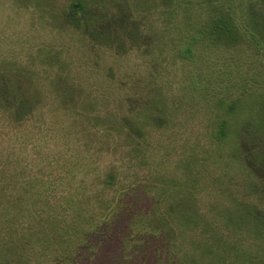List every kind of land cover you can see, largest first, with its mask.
<instances>
[{"label": "trees", "instance_id": "1", "mask_svg": "<svg viewBox=\"0 0 264 264\" xmlns=\"http://www.w3.org/2000/svg\"><path fill=\"white\" fill-rule=\"evenodd\" d=\"M120 1L123 9L107 25L86 30L90 39L122 55L138 49L154 56L158 49L155 61L164 72L169 57L192 63L191 89L166 94L151 75L135 79L145 93L113 94L103 102L96 97L86 102L92 107L87 110L69 102L64 109L71 125L89 137L85 151L110 156L103 169L96 162L90 166L99 188L88 193L85 187L75 200L76 190L63 194L54 177L35 176L23 186L13 174L0 177V264H78L95 251L92 238L106 233L137 186L152 195L153 206L148 212L127 210L129 223L164 232V264H264V78L257 77L264 76V0H161L156 26L144 11L136 13L132 0ZM90 8L86 0H74L68 24L82 29ZM213 50L230 53V64L232 52L246 53L249 69L237 62L243 71L233 82V68L223 62L225 77L207 76L203 67L214 71L207 55ZM3 104L18 121L36 110L29 98L0 88ZM192 114L204 117L203 131L189 128ZM91 135L99 138L97 145ZM74 165L67 160L60 166ZM203 191L211 198L204 212L196 196Z\"/></svg>", "mask_w": 264, "mask_h": 264}, {"label": "rangeland", "instance_id": "2", "mask_svg": "<svg viewBox=\"0 0 264 264\" xmlns=\"http://www.w3.org/2000/svg\"><path fill=\"white\" fill-rule=\"evenodd\" d=\"M73 1L0 0V88L10 92L12 97L29 98L36 109L34 114L18 121L7 104L0 107V177L13 174L22 186L25 179L35 176L56 178L60 180L58 189L67 196L75 189L74 197L78 200L76 197L85 187L88 193L99 188L92 183L91 164L96 162V167L103 169L110 156L106 152L97 155L91 150V155L85 151L84 143L86 138L89 142V137L85 136L81 126L71 125V118L64 109L66 105L68 107L69 102L76 101L80 110H87L92 107L86 102H93L96 97L102 98L103 102V98H110L113 94L124 97L131 92L145 93L147 87L138 85L135 79L145 80L151 75L165 87L166 94H180L191 89L188 79L193 64L183 65L169 57L164 61V72L155 61L158 49L154 56L153 51L144 55V51L138 49L122 55L108 46L95 44L86 30L107 25L112 14L123 9L121 1L86 0L91 13L82 29L71 26L66 20ZM132 4L137 8L136 13L144 11L149 24H159V13L165 6L161 0H132ZM232 53L234 62L231 65L225 58H230V53L207 51L214 71L204 65V73L207 76L218 74L221 79L226 76V68H233L231 77L234 82L237 75L249 69V63L245 60L246 53ZM223 62H227L226 68ZM237 62L242 64L243 70ZM257 77L260 81L264 78ZM224 83H229L226 78ZM216 86L214 83L211 88ZM105 105L100 106L105 108ZM198 106L202 113L203 102ZM93 111L89 113L92 116L95 115ZM203 120L202 115L196 114L187 118L189 128L200 132L203 131ZM102 133L99 129L96 135L99 137ZM183 134L180 142L185 139L186 133ZM91 137L97 145L99 138ZM177 149L178 143L174 151ZM172 155L176 156L175 153ZM67 160L75 165L61 167ZM196 196L201 211H207L211 202L209 193L196 192ZM124 203L127 207L109 220L106 233L92 238L95 251L84 256L78 264H164L168 260L169 244L164 232L149 233L129 223L132 215L127 210L148 212L153 206L152 195L137 186L125 195Z\"/></svg>", "mask_w": 264, "mask_h": 264}]
</instances>
